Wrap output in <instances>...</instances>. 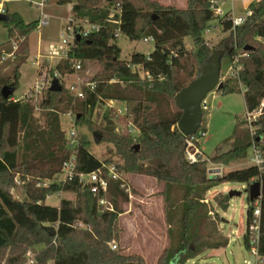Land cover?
<instances>
[{"label": "trees", "instance_id": "trees-1", "mask_svg": "<svg viewBox=\"0 0 264 264\" xmlns=\"http://www.w3.org/2000/svg\"><path fill=\"white\" fill-rule=\"evenodd\" d=\"M210 1L187 0L186 8L164 6L156 0H76L72 3L71 20L99 24L100 29L86 37H77L53 71L64 76L75 71L73 64L77 60L81 62L80 69L86 62H100L101 70L87 83L93 87L85 85L82 96L76 97L80 115L74 114L75 123L97 130L102 141L113 146L121 162L100 159L93 154L85 134L80 137L76 134L73 149L68 146L59 115L74 99L61 82L62 90L48 88L47 97L41 102L43 125L38 123L30 100L13 99L25 55L18 58L9 73L0 74V264H23L27 254L40 245L34 255L35 264H147L140 256H127L111 248V243L119 239L121 203L128 201L127 174L152 177L164 183V190L170 186L182 188L185 224L187 216L202 205L203 195L212 187L229 181L247 183L248 187L257 178L261 184L258 239L254 241L246 229L243 244L248 251L256 247L259 256L256 264H264V173L247 165L217 178L208 176L207 159L200 157L194 162L186 159V136L177 128L182 111L176 106L174 96L196 77L214 49L224 50L222 59L226 57L230 62L238 55L242 66L239 80L226 78L218 91L232 93L240 81L247 110L255 109L264 99V0L252 1L245 22L234 30L230 13L215 15ZM58 2L67 4L71 0ZM111 13L119 20L118 24L109 20ZM7 15L8 21L0 22L8 34V40L0 44V58L11 53L13 41L21 47L23 40L39 25L38 21L26 23L17 12H7ZM213 20H217L222 31L230 33L229 38L215 45L204 37ZM116 28L130 40L153 41L154 49L148 54L133 52L128 60H122L114 36ZM187 36L191 38L190 48L184 43ZM5 85L13 88L7 98L1 94ZM107 100L124 105V117L119 119L125 126L130 122L136 135L127 128L116 132L108 116L104 126H93L88 111ZM204 131L206 128L201 124L197 130L200 138ZM196 146L199 148V142ZM249 146V134L235 136L232 148L217 152L210 160L223 164L247 160ZM72 153L76 156V176L66 182L53 181ZM111 165L115 166L117 179L106 177ZM95 171H100L107 181L106 187L97 193L79 181L80 174ZM16 177L22 181L23 200L14 198L8 189L16 184ZM46 181L51 182L38 185ZM60 192L73 194L74 199L62 198L58 206L45 204L47 196ZM102 199L112 209L102 205ZM247 200L248 225L255 201L248 197ZM228 202L229 197L224 195L219 201L220 208L227 210ZM46 224L56 226L54 236L43 229ZM185 224L181 243L175 250L184 253L183 257L165 251L156 264H182L201 252L200 246L193 248L186 244L188 226ZM204 243L205 249H217L226 247L228 240Z\"/></svg>", "mask_w": 264, "mask_h": 264}, {"label": "rangeland", "instance_id": "rangeland-1", "mask_svg": "<svg viewBox=\"0 0 264 264\" xmlns=\"http://www.w3.org/2000/svg\"><path fill=\"white\" fill-rule=\"evenodd\" d=\"M75 1L71 0V3L60 4L58 0H45L42 4V0H8L6 2L8 13L17 12L26 23L38 21V24L45 16L47 23L39 24L38 28L23 40L21 47L15 41L11 43V53L0 58V74L9 73V70L18 62V58L25 55L26 59L19 68V84L13 96L15 99L30 100L34 105L35 117L40 125L44 124L41 102L47 97V89L51 80L58 77L68 94L74 99L72 105L59 115L66 135L73 126L77 137L82 134L86 135L90 141V151L97 157L100 159L111 158L115 162H121L111 144L103 142L102 139L99 143L94 142L93 133L98 132L97 130H92L91 127L84 124L75 123V115L77 117L80 113L76 110L78 100L70 87L74 86L82 90L101 70L100 62H86L82 69L64 76L53 71L68 47L63 43V39H68L66 25L71 17L70 5ZM156 1L164 6L170 5L177 8L187 6V0ZM219 1L223 12L228 11L232 5H234L235 16H243L248 11V6L247 8L243 7L245 0ZM204 37L211 45H215L223 39L229 38L230 33L222 31L218 27L217 20H213L205 31ZM116 39L117 45L121 49L120 58L122 60H128L133 52L148 54L154 49L153 41L130 40L121 33ZM7 40V28L3 23H0V44ZM185 41V45L190 48L192 46L191 38L187 36ZM230 65V61L226 57L221 60V81L223 78L231 76ZM36 87L40 88V92L30 95V91H34L33 89ZM243 91V87L238 86V89L232 93L224 94L221 91H213L208 94L209 110L204 113L202 123L206 128V134L199 140V149L202 153L201 157L207 159L208 176V169L219 167L222 170L220 175L212 178L220 177L227 171L247 166L246 159L229 164L210 160V157L217 152L232 148L235 136L245 137L248 134L245 123L242 122L246 112ZM118 108H121L122 112L118 111ZM124 109V105L118 101L107 100L104 104L96 105L92 111H88L87 115L90 116L93 126H104L105 117L108 116L112 119L116 132L121 133L127 128L128 132L136 135L137 131L133 130L135 128L130 126V122H127L125 126L119 119L124 117ZM77 137L75 138L77 139ZM249 151L248 148L247 153ZM126 176H130L128 201L121 203L119 239L111 243V248L127 256H140L147 264H156L165 251L166 254L172 253V255L182 258L184 253L175 252L181 243L185 224L182 188L170 186L164 190V183L150 181L148 178L152 177L138 174H127ZM21 182V179L16 177V184L9 186L8 189L14 198L23 200L25 195L20 186ZM246 187L247 183L229 181L212 187L203 195L202 205L198 206L195 212L190 213L185 220V222L187 221L185 225L188 226L186 244L193 248L200 246L201 252L182 264H249L247 262H249L250 252L243 244V234L247 228L246 213L249 205ZM231 189L240 191L241 194L229 198L228 208L223 210L220 208L219 201L223 200L224 195H227ZM62 198L73 200L74 195L54 193L47 196L45 204L58 206ZM80 226H82L81 223ZM225 239L228 240L226 247L205 249L204 242L224 241ZM41 247V245L37 246L36 250L29 253L34 256ZM257 260H259V256L256 257L255 263Z\"/></svg>", "mask_w": 264, "mask_h": 264}, {"label": "built area", "instance_id": "built-area-1", "mask_svg": "<svg viewBox=\"0 0 264 264\" xmlns=\"http://www.w3.org/2000/svg\"><path fill=\"white\" fill-rule=\"evenodd\" d=\"M5 2L6 0H0V14H7ZM43 2L44 0H42L41 3L43 4ZM210 8L212 9L215 15H219V16L224 15V12L221 9V3L219 0H211ZM248 14H249V11H247L243 16H234L230 14L232 30H234L235 27L242 25L245 22ZM109 20L116 24L119 23V20L114 19L113 13H111ZM46 23H47V18L43 16L39 24L42 25ZM99 29H100L99 24L89 23V22H79V21L71 20L70 18L66 25V33L68 35V39H63V43L68 45L67 47L68 49L75 42V39L77 37H80V36L86 37L92 32H97ZM119 34H120V29L116 28L114 30L115 38H117ZM143 41L147 42L150 40L147 38H144ZM67 49L64 51L63 56L66 55ZM230 64H231L230 65V75H231L230 77H233L239 80L238 73L240 69L242 68V66L238 63V55H235L233 57ZM73 68L75 71H78L81 68V62L78 60L75 61L73 64ZM224 80L225 78L222 79V81ZM238 84L240 87L242 86L240 81H238ZM87 85H90L91 88L93 87L92 84H87ZM70 89L71 91H74L73 93L75 97L82 96V90H80V88H75L74 86H71ZM33 90L34 91H30L29 93L30 95L32 94L35 95L40 92V88L38 87H36ZM213 91H218V90H213ZM213 91H211L210 93H212ZM208 94L201 101V104H200L201 111H202L201 124L204 121V113L209 110L208 100H207ZM118 111L122 112V109L118 108ZM242 120L245 123L247 132L250 137V146H249L250 151L249 153H247L246 163L247 165H252V166L257 167L261 173H264V99L261 100L259 106L256 107L255 109H252V110L246 109V112L243 115ZM205 134H206V131L201 132L200 135L205 136ZM66 136L68 139V146L71 149H73L76 144V140H77L75 138L76 132L73 126L67 131ZM199 140H200V137L198 136L197 132L186 136L185 156L189 162H194L202 156L201 150L196 146V142H199ZM76 167H77L76 156H75V153H72L71 156L66 161L63 162L60 172L55 176L53 181L59 183V182H66V181L72 180L76 176ZM217 168L219 169V171L208 173L209 176L213 177V176L220 175L222 170L219 167ZM106 177H111L113 179H117L119 177L114 165H111L108 168ZM79 181L84 185L90 186V189L93 193H97L100 188L104 189L107 185V181L104 177H102L100 171H95V172H91L88 174H80ZM254 181H258L257 178H253L250 181V184H252ZM49 182L51 181H46L38 185L46 186ZM259 201H260V197H258L255 200V206H254L251 218L246 228L248 232L252 235V238L254 241L258 239V233H259V218H260ZM100 203L102 205H105L106 208L112 209V206L108 204L106 200L102 199ZM54 227L56 229V226ZM250 253L254 255L255 262H256V257H258L256 247H252L250 250ZM35 263H36V260L34 256L31 253H29L27 255L25 264H35ZM247 263L250 264V262H247Z\"/></svg>", "mask_w": 264, "mask_h": 264}, {"label": "water", "instance_id": "water-1", "mask_svg": "<svg viewBox=\"0 0 264 264\" xmlns=\"http://www.w3.org/2000/svg\"><path fill=\"white\" fill-rule=\"evenodd\" d=\"M9 16L7 14H0V22L8 21ZM245 49H250V47H245ZM224 55V50L214 49L208 59L204 62L201 69L196 73V77L174 96L175 104L182 111L180 119L177 122L178 130L185 136L194 134L200 127L202 120L201 111V101L206 97L208 93L213 90H220L223 88V81L220 80L221 74V60ZM49 89L51 91H61L62 86L58 77H54L51 80ZM13 92V88L5 85L1 89V94L4 98H7ZM112 124V121L109 122ZM102 139V135L98 132L93 133V140L95 143H99ZM139 145H136V150H138ZM218 168L208 169V173L218 172ZM245 191L248 193V198L250 201H255L261 194V184L259 181H254ZM240 191L231 189L228 191L227 195L229 198L233 196H239ZM45 231L49 233L50 236L56 234V229L51 225L42 226ZM250 264L255 263L254 255L249 257Z\"/></svg>", "mask_w": 264, "mask_h": 264}, {"label": "crops", "instance_id": "crops-1", "mask_svg": "<svg viewBox=\"0 0 264 264\" xmlns=\"http://www.w3.org/2000/svg\"><path fill=\"white\" fill-rule=\"evenodd\" d=\"M252 1H256V0H245V2H244V8H247V6L252 2ZM6 2H8V0H6ZM6 2H5V6H6ZM44 2H45V0H44ZM59 3V2H58ZM44 4V3H43ZM185 4V3H184ZM72 5V4H71ZM70 5V6H71ZM180 8H186V7H180ZM6 10H7V12H8V8H7V6H6ZM226 12H229L231 15H234L235 14V12H234V5H232L231 6V8L228 10V11H225L224 13H226ZM235 16V15H234ZM219 27V26H218ZM220 28V27H219ZM184 41H185V38H184ZM186 42V41H185ZM187 43V42H186ZM13 99H15L14 98V96H13ZM126 178H127V181H129V178H130V176H126ZM148 179H150V181H156L155 179H152V178H148ZM164 186V185H163ZM164 191V190H163ZM161 197V196H160ZM141 199V198H140ZM61 200V199H60ZM59 205V204H58ZM46 225H50V224H46ZM51 226H53V225H51ZM250 252V251H249ZM250 255H251V253H250ZM250 257V256H249Z\"/></svg>", "mask_w": 264, "mask_h": 264}]
</instances>
